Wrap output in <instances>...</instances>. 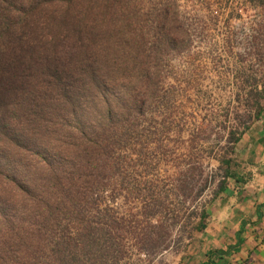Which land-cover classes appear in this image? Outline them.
<instances>
[{
    "label": "trees",
    "instance_id": "16d2710c",
    "mask_svg": "<svg viewBox=\"0 0 264 264\" xmlns=\"http://www.w3.org/2000/svg\"><path fill=\"white\" fill-rule=\"evenodd\" d=\"M178 1L0 0V264H138L132 253L167 248L162 219L181 218L173 197L197 204L191 229H206L201 158L141 130L166 62L191 41ZM253 104L228 152L259 119L264 105ZM217 160L233 176V157ZM157 164L173 171L159 177Z\"/></svg>",
    "mask_w": 264,
    "mask_h": 264
},
{
    "label": "rangeland",
    "instance_id": "374dc122",
    "mask_svg": "<svg viewBox=\"0 0 264 264\" xmlns=\"http://www.w3.org/2000/svg\"><path fill=\"white\" fill-rule=\"evenodd\" d=\"M178 4L186 17L194 19L191 41L183 53L166 62L160 101L145 113L141 130L149 143L161 138L176 154L190 150L201 158L204 172L195 174L193 183L195 189L204 187L198 204L204 205L209 223L220 204L231 207L247 197L250 185L262 186L257 175L264 173V167L254 158L243 160L237 149L228 152L225 138L232 127H242L247 113L255 111L256 98L264 105V0H179ZM197 129L200 140L192 148L188 139ZM245 145L242 152L247 151ZM226 154L234 159L228 168L231 177L224 176L226 165L217 160ZM168 165L157 164L159 177L173 171ZM112 205L123 213L129 211L122 196ZM166 205L181 216L179 221L162 219L170 230L167 248L152 255L132 253L130 261L174 264L198 255L199 236L205 229L193 231V218L188 220L197 204L173 197Z\"/></svg>",
    "mask_w": 264,
    "mask_h": 264
},
{
    "label": "crops",
    "instance_id": "0c3cea01",
    "mask_svg": "<svg viewBox=\"0 0 264 264\" xmlns=\"http://www.w3.org/2000/svg\"><path fill=\"white\" fill-rule=\"evenodd\" d=\"M243 145L247 148L244 153ZM236 146L235 151L237 149L240 158H254V162L264 167V109ZM257 177L262 186L257 189L250 185L243 201L231 204V207L220 204V207L213 209L216 213L211 212V219L199 236L198 255L174 264H202L205 261L215 264H264V173ZM235 246L237 248L233 249ZM217 249L230 250L208 259L207 253Z\"/></svg>",
    "mask_w": 264,
    "mask_h": 264
}]
</instances>
